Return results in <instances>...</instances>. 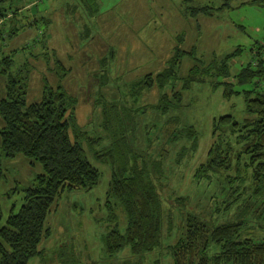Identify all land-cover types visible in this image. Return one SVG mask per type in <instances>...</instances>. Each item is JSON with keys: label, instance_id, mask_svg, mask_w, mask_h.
<instances>
[{"label": "rangeland", "instance_id": "obj_1", "mask_svg": "<svg viewBox=\"0 0 264 264\" xmlns=\"http://www.w3.org/2000/svg\"><path fill=\"white\" fill-rule=\"evenodd\" d=\"M63 1L7 0L4 6L8 15L3 17L5 22L1 23L3 35H0V56H13L14 74L21 70L25 72L29 80V103L40 101L48 86L61 83L78 100V123L92 133L101 132L103 117L100 103L116 101L135 113V137L132 135V140L142 149L147 161L163 160L161 177L156 179L164 204L163 243L166 246L147 254L143 264H155L157 259L159 264H173L167 246L175 243L182 234L188 212L200 214L214 224L234 220L241 215L240 221H246L241 236L263 238L264 221L257 218V199L254 206L246 203V197L253 191V188L250 189L249 180L246 179L245 182L248 191L244 192L234 205L225 208L227 202L224 197L229 195V189H225V176L222 175L220 179L213 181L203 180L200 183L195 179V171L206 161L209 148L220 137L213 135L214 119L226 114H232L239 120L247 117L243 91L254 86L251 83L236 84L235 89L241 93H233L227 98L224 95V85L216 88L213 86V82L219 79L222 81V77L217 75L215 69L211 68L209 72L207 69L240 48L231 61V76L228 81L237 82L235 75L244 66L264 70V6L244 0H231L229 7L223 5L225 0H66L72 9L84 11L88 32H94L89 39L96 36V39L102 41L104 38L108 43L113 41L111 44H115L119 49L118 57L113 61L101 60L100 67V59H97L99 57L85 58V50L88 47L79 49L80 41L76 29L70 28L68 44L66 41H60L65 48H74L69 51L71 58L66 56L67 51L62 45L57 50H52L47 43H43L42 34H37L34 30L28 33L27 29L32 20L31 10L28 8L32 5L40 10L47 8V12L52 15ZM26 2H30L27 10L24 8ZM205 5L217 8L223 6L220 9H211L212 14L200 13L196 16L186 10L187 7ZM180 8L184 16L180 13ZM87 10L97 11L89 14ZM141 11L144 14L142 21L136 18ZM173 13L177 15L175 18ZM66 20L76 25V21L70 16ZM61 21L62 19L56 23L57 26L62 25ZM15 22L18 24L15 28L17 32L11 34L15 30ZM137 22L139 27L134 30V38L141 43L145 53L142 59L130 60L124 57L123 50L129 47L130 43L123 36L121 28H131ZM51 35L50 40H56V37ZM57 37L60 40L58 35ZM169 42L174 52L177 46H180L184 51L194 53L193 56L185 54L179 58L176 74L165 90L173 104L177 99L174 97L176 90L182 92L181 99H177L170 113L164 115L162 110L156 108L163 90L155 86L150 90H142L134 97L131 86L144 74L156 73L171 64L173 51L170 58L166 57ZM89 53L91 56L92 51ZM56 58L61 59L67 70L63 79H59L57 75ZM195 66L200 70L199 76L204 77L201 81H194L191 88L183 90L184 79ZM254 80L257 89H264V72ZM7 81L8 75L1 73L0 98L6 96ZM2 126L0 118V129ZM178 134L180 138L172 139ZM186 134H192L194 141L198 139L195 151L185 153L182 149L184 145L190 144ZM27 161L22 155L13 159L3 158L0 191L3 195L1 205L5 215L13 204L17 210L20 208L24 202L22 188L30 185L34 177L43 171L41 164L29 165ZM94 164L103 172L99 185L91 190L73 189L64 192L46 222L50 237L41 242L40 254L32 257L28 264H75L70 260V255L79 264H97L99 261L110 259L105 249V237L115 223L109 219L110 210L106 205L111 173L103 164ZM179 196L187 198L179 201ZM113 207L119 218V228L124 231L127 226L126 214L119 205L115 204ZM168 216L172 217L171 230H168ZM169 231L172 232L168 235ZM63 243L71 245L74 252L59 253ZM62 259L68 263H62ZM126 259L134 261L139 257H131L128 247L113 257L115 263Z\"/></svg>", "mask_w": 264, "mask_h": 264}, {"label": "trees", "instance_id": "obj_2", "mask_svg": "<svg viewBox=\"0 0 264 264\" xmlns=\"http://www.w3.org/2000/svg\"><path fill=\"white\" fill-rule=\"evenodd\" d=\"M246 1L264 6V0ZM5 2L7 0H0V18L8 14ZM230 2L225 0L223 5L229 7ZM221 7L192 6L186 10L196 16L200 13L212 14L211 9ZM0 35H3L1 26ZM240 50L238 48L227 54L207 70L215 69L217 75L222 77V81L213 82V86L224 85L227 98L233 93H241L235 89L236 84H254L251 89L243 91L248 115L242 120L232 114L214 119L213 135L220 137L209 148L206 161L196 169L195 179L201 183L203 180L220 179L224 175L225 189H229V195L224 197L227 202L225 208L234 205L248 191L245 182L249 180L253 191L246 197V203L254 206L257 199V218L264 221V89H257L254 80L264 70L244 66L235 75L237 82L228 81L231 61ZM193 53L177 46L168 67L156 73L148 72L133 82L132 96L137 97L142 90L158 86L163 91L155 107L162 110L164 115L170 113L175 101L181 99L182 92L175 91L174 97L177 99L173 104L165 87L172 83L180 56H193ZM56 59L57 75L63 79L67 70L61 60ZM13 64L11 54L0 56V74L8 75L6 96L0 98V118L3 122L0 129V178L3 158L13 159L18 155L41 164L43 171L34 177L30 185L22 188L24 202L20 208L17 210L13 204L7 215L3 212V195L0 191V264H28L32 257L40 254L41 242L50 237L47 219L64 192L73 189L91 190L99 185L103 172L94 163L110 169L111 183L106 194V205L110 210L109 219L115 222L105 237V249L110 259L97 264H143L147 254L166 246L163 243L164 204L157 181L162 174L163 160L147 161L142 149L132 140V135L135 137V113L116 101L100 103L103 117L101 132L92 133L78 123V100L61 83L48 86L40 101L29 103L28 77L22 70L14 74ZM199 71L196 66L191 68L184 79L183 90L191 88L194 81L202 80L204 75L200 77ZM177 137L181 136L178 134L172 139ZM186 137L190 144L184 145L182 149L185 153L195 151L198 139L194 141L192 134H186ZM186 198L177 197L179 201ZM115 204L126 214L127 226L124 231L119 228V218L113 207ZM240 217L238 215L237 219L214 224L200 214L188 212L182 234L175 243L167 246L172 263L264 264V237H242L246 221H240ZM171 218L168 216V230H171ZM127 247L130 256L139 259L115 263L114 255ZM71 252L74 250L67 243L59 248V253ZM62 260V263H68ZM70 260L79 264L71 255ZM155 264H159V259Z\"/></svg>", "mask_w": 264, "mask_h": 264}, {"label": "crops", "instance_id": "obj_3", "mask_svg": "<svg viewBox=\"0 0 264 264\" xmlns=\"http://www.w3.org/2000/svg\"><path fill=\"white\" fill-rule=\"evenodd\" d=\"M30 2H26V6L24 7L26 10L29 7ZM72 6L69 4V2H67L66 0H64L58 7L56 10H54V13L51 15L49 12H47V8L44 10H40L38 8H36L34 5H32L30 8H28L29 10H31V16H32V20L30 21V27L27 29L28 33L32 32V30L36 31L37 34H42V41H45L43 43H47L50 47V49L52 50H57L59 46H63V48L65 49V51H67L66 56L71 58V55L69 53V51L71 49V46H67L65 48V46L60 42V41H66V43L68 44L67 40H70V34H71V30L70 28L76 29L77 30V34H78V39H79V49H83V47H88L85 50V58H97L100 59V66L102 64L101 60H110L112 59V61L114 60V58L118 57L119 55V49H117V47L115 46V44H111L108 43L104 38L102 41H99V39H96V36H94L93 38H90V35H93L94 32L93 30L88 32V28L86 27V23H85V19H84V11L83 12H79L76 9H72ZM84 10V9H83ZM180 13H182V15L184 16L185 14L183 13L182 8L179 9ZM80 15H79V13ZM87 12L89 14H93L95 12L87 10ZM180 13L178 12V16L179 19H181ZM175 13H173L172 16H174V18L177 15H174ZM18 15V12H17ZM143 12H139V14L136 16L137 20L141 19L142 21V16H143ZM70 16L72 18V20L76 21V25L72 24V22H68V20H66V18ZM17 17V16H16ZM97 17V16H96ZM62 19L61 21V26H57V22ZM69 20H71L69 18ZM18 22V21H17ZM17 23L15 22L13 25V29L17 28ZM138 22L137 24H133L131 26V28L129 27H124L121 28V31L123 33V36L127 39V42L130 43V46L125 47L123 50L124 53V57L126 59H130V60H137V59H142L144 57V53L145 51H143V46L140 45L141 43L138 41V39L134 38V30L135 28H138ZM57 31V33H56ZM110 31V29L108 30ZM14 32H17V29L14 30ZM54 35V37H56L54 41H51L50 38H52V35ZM57 35L60 37V40H58L59 38L57 37ZM172 42V40H171ZM168 46V51H167V55L166 57L170 58L171 54H172V44L169 42L167 44ZM97 47V48H95ZM89 51H92V54L90 56ZM128 51V52H127ZM102 57V58H100ZM60 59V58H59ZM63 59V57H62ZM57 60V59H56ZM55 60V63H56ZM61 60V59H60ZM64 61V60H63ZM109 61V62H112ZM160 71V70H159ZM158 72V71H157ZM19 156V155H18ZM23 156V155H22ZM24 157V156H23ZM26 158V157H25ZM27 163L33 164L34 166L36 165L35 163L31 162V160L28 159ZM8 206V210H9V205ZM10 211V210H9ZM49 238V237H48Z\"/></svg>", "mask_w": 264, "mask_h": 264}, {"label": "built area", "instance_id": "obj_4", "mask_svg": "<svg viewBox=\"0 0 264 264\" xmlns=\"http://www.w3.org/2000/svg\"><path fill=\"white\" fill-rule=\"evenodd\" d=\"M7 15H8V14H7ZM5 18H6V17H5ZM5 18H0V26H1V23H2V22H3V23L5 22V20H4Z\"/></svg>", "mask_w": 264, "mask_h": 264}]
</instances>
